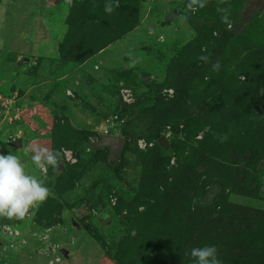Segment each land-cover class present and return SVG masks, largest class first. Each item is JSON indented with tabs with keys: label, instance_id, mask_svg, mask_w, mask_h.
<instances>
[{
	"label": "rangeland",
	"instance_id": "obj_1",
	"mask_svg": "<svg viewBox=\"0 0 264 264\" xmlns=\"http://www.w3.org/2000/svg\"><path fill=\"white\" fill-rule=\"evenodd\" d=\"M105 3L0 0V153L52 193L31 219L0 218V264H194L205 245L264 264V0ZM21 56L33 65L15 71ZM101 133L126 140L115 167L87 151ZM37 145L76 161L41 172ZM107 208L113 240L96 221Z\"/></svg>",
	"mask_w": 264,
	"mask_h": 264
},
{
	"label": "clouds",
	"instance_id": "obj_2",
	"mask_svg": "<svg viewBox=\"0 0 264 264\" xmlns=\"http://www.w3.org/2000/svg\"><path fill=\"white\" fill-rule=\"evenodd\" d=\"M65 2L73 6V0H65ZM206 4L207 0H188L186 7L195 12L204 8ZM119 6V0H106L104 11L111 14ZM218 11L223 13L222 22L231 27L227 9H218ZM199 59L204 63L210 61L207 55H201ZM212 67L218 71L219 61L213 63ZM260 95L264 96V88L260 90ZM217 135L221 142L227 140V135ZM64 151V149H50L37 145L33 149L31 160L37 169L47 170L51 167L53 170H58L63 162ZM51 194V189L46 185L45 180L30 173L19 156L12 154L11 150L6 155L0 153V218L19 221L31 219L33 210L45 203ZM132 234L135 235L134 232ZM190 255L194 258V264H222L218 259L215 245L194 247Z\"/></svg>",
	"mask_w": 264,
	"mask_h": 264
},
{
	"label": "water",
	"instance_id": "obj_3",
	"mask_svg": "<svg viewBox=\"0 0 264 264\" xmlns=\"http://www.w3.org/2000/svg\"><path fill=\"white\" fill-rule=\"evenodd\" d=\"M32 65L33 60L30 57L21 56L15 63V69L19 70L23 66L32 67ZM140 75L144 83L150 81L151 79L150 76H147L144 73ZM21 142V138H17L15 145H21ZM125 143L126 140L123 136L105 133L99 134L98 139L89 141V145L95 151L98 149H108V161L114 167L119 163L121 159ZM155 144L158 145L160 154L162 156H173L171 142L169 141L167 134L159 135L155 140ZM104 214L105 216L103 217V219H101V217H96V221L97 223H99V226L103 231V235H105L107 239L113 240L114 231L117 227L116 217L109 208L105 210ZM59 252L64 258L69 259V249L60 247Z\"/></svg>",
	"mask_w": 264,
	"mask_h": 264
},
{
	"label": "built area",
	"instance_id": "obj_4",
	"mask_svg": "<svg viewBox=\"0 0 264 264\" xmlns=\"http://www.w3.org/2000/svg\"><path fill=\"white\" fill-rule=\"evenodd\" d=\"M65 151H64V154H63V156H64V162L65 163H74L75 161H76V157L74 156V154H73V151L72 150H70V149H64ZM87 151H89V148H87ZM40 171L41 172H45L46 170H41L40 169ZM59 258L60 257H57L56 258V260H59Z\"/></svg>",
	"mask_w": 264,
	"mask_h": 264
},
{
	"label": "trees",
	"instance_id": "obj_5",
	"mask_svg": "<svg viewBox=\"0 0 264 264\" xmlns=\"http://www.w3.org/2000/svg\"><path fill=\"white\" fill-rule=\"evenodd\" d=\"M15 71H18V70H15ZM156 135H158V133H156ZM158 136H159V135H158ZM88 145H89V144H88ZM88 147L91 149V146H90V145H89Z\"/></svg>",
	"mask_w": 264,
	"mask_h": 264
},
{
	"label": "flooded vegetation",
	"instance_id": "obj_6",
	"mask_svg": "<svg viewBox=\"0 0 264 264\" xmlns=\"http://www.w3.org/2000/svg\"><path fill=\"white\" fill-rule=\"evenodd\" d=\"M104 216H105V214H104V215L102 214V215L100 216V217H101V219H103V217H104ZM103 221H104V220H103Z\"/></svg>",
	"mask_w": 264,
	"mask_h": 264
},
{
	"label": "crops",
	"instance_id": "obj_7",
	"mask_svg": "<svg viewBox=\"0 0 264 264\" xmlns=\"http://www.w3.org/2000/svg\"><path fill=\"white\" fill-rule=\"evenodd\" d=\"M25 165H27V164H25Z\"/></svg>",
	"mask_w": 264,
	"mask_h": 264
}]
</instances>
